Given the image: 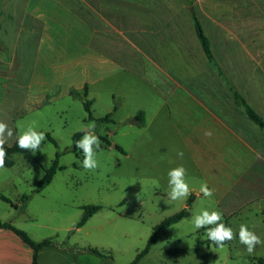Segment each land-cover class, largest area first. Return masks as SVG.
<instances>
[{"label": "crops", "instance_id": "0c3cea01", "mask_svg": "<svg viewBox=\"0 0 264 264\" xmlns=\"http://www.w3.org/2000/svg\"><path fill=\"white\" fill-rule=\"evenodd\" d=\"M0 52L9 59L0 74L12 67L67 79L85 73L89 83L83 78L76 89L86 86L87 96L89 88L91 104L122 100L106 113L110 121L125 103L133 107L130 123L141 113L139 148L154 142L156 155L152 165L141 163L153 172L156 195L167 196L166 172L178 164L193 189L188 216L173 225L201 206L206 180L213 197L205 206L233 228L228 244L238 241L240 223L264 240V127L232 95L264 122V0H0ZM9 232L0 229V251L4 239L17 244Z\"/></svg>", "mask_w": 264, "mask_h": 264}, {"label": "rangeland", "instance_id": "374dc122", "mask_svg": "<svg viewBox=\"0 0 264 264\" xmlns=\"http://www.w3.org/2000/svg\"><path fill=\"white\" fill-rule=\"evenodd\" d=\"M0 57L2 65L9 62L3 52ZM28 70L31 68L16 71L12 67L10 75L0 74V120L17 127L35 122L37 130L45 131L46 140L41 142L39 150H31L33 159L14 154L13 166L0 167V196L17 205L14 209L0 199V220L24 231L34 241L53 242L38 253L37 264L131 263L144 248L154 226L179 211L184 203L156 195L153 172L141 163L152 165L153 160L155 163L154 142L139 148V127L135 122L130 123L133 107L127 103L111 114L113 122L89 120L82 104L83 89H76L83 78L89 83L85 73L67 79L45 74V68L35 74ZM72 89L77 90L79 97L69 94ZM85 99L91 100L89 88ZM105 100L91 104L92 117L101 118L122 102L117 96ZM91 123L95 124L98 136L111 142L108 146L100 139L102 151L97 154L95 170L82 168L80 150L70 151L73 134ZM142 134L145 137L148 132ZM48 136L55 145L48 141ZM149 140L143 138V143ZM13 142L11 139L6 144ZM113 144L124 153L114 149ZM56 152L63 169L57 170L51 182L35 193L37 182ZM23 196H28V200L20 206ZM88 205H99L101 210L76 228L82 208ZM9 234L17 244L4 239L0 264H29L31 251ZM89 248L102 256L83 251ZM243 249L235 240L214 249L206 242L203 231H191L189 220H185L170 226L136 264H198L204 252L216 254L215 261L209 264H260L258 260L264 264L263 244L252 255Z\"/></svg>", "mask_w": 264, "mask_h": 264}, {"label": "clouds", "instance_id": "9594fccd", "mask_svg": "<svg viewBox=\"0 0 264 264\" xmlns=\"http://www.w3.org/2000/svg\"><path fill=\"white\" fill-rule=\"evenodd\" d=\"M80 131L83 135L74 142V146L82 153L81 166L83 169L95 170L98 167L97 154L102 151V141L95 133L94 123L82 127ZM204 134L211 136L210 131H206ZM11 139H14L16 147L36 152L40 149L41 142L46 140V134L43 130H37L35 122L26 127H17L0 120V167H3L6 154L5 144ZM183 155V151H177L178 157H183ZM166 177V193L169 201L186 200L192 194L193 189L187 177V169L183 164L169 168L166 172ZM156 183L159 182L156 181ZM198 193L201 206L197 209H189L190 230L203 229V235L208 242L217 248H223L225 241L233 239V228L225 224L222 211L205 206L206 199L213 197V189L208 186L206 180H202L199 183ZM253 228L254 226L240 223L236 231V238L244 246L243 250L248 255L254 254L257 247L264 244V240Z\"/></svg>", "mask_w": 264, "mask_h": 264}, {"label": "trees", "instance_id": "16d2710c", "mask_svg": "<svg viewBox=\"0 0 264 264\" xmlns=\"http://www.w3.org/2000/svg\"><path fill=\"white\" fill-rule=\"evenodd\" d=\"M191 13H192V19H193L197 39L199 40V43L202 47V50H203L206 58L208 59V61L212 65H214L213 57H212L211 52L209 50L207 39L204 36L202 29H201L198 21L196 20L192 10H191ZM219 74H220V72H219ZM69 94L73 97H76V96L79 97V93L73 89L70 91ZM232 95H233L235 102L244 109L247 118L250 121H252L254 124H256L257 126L263 128L264 122L245 103L243 98L237 92H232ZM85 97H86V86H84V88H83V95H82V102L83 103L82 104H83L85 112L87 113V118L89 120H94L96 122H109L110 121L109 120L110 114H107L101 118L92 117L91 111H90L91 101L86 100ZM114 109H115V107H114ZM133 122H135L139 126H142L144 124L142 114L139 113L135 117H133ZM82 135H83V133L81 131H78V132L73 134V136H72V148L70 150L71 152H73V153L79 152V150L75 148L74 142L77 139H79ZM99 137L106 145H108V146L111 145V142L106 137H103V136H99ZM47 139L49 142H51L55 145V142L51 137L48 136ZM5 148H6V154L4 157L3 167L9 168V167L13 166V164H14L13 155L14 154H21L24 159H33V155L31 153V150H25V149H20V148L16 147L15 141L12 144H5ZM113 148L120 151L121 153H124L122 148L116 144H113ZM58 157H59V154H58V152H56L54 160L51 162L50 166L44 171L42 178L37 182L36 188L34 190L35 193H38L41 190H43L45 188V186H47L51 182V180H52V178L55 175L57 170L63 169V167H60L58 164ZM0 199L6 203H9L12 208H14V209L17 208V205L13 204L6 197L0 196ZM27 200H28V196H23L20 206H24V204L27 202ZM189 203H190V197L187 199V202H186V205L184 208L173 213L170 216L163 218L157 225L154 226L152 234L147 239L144 248L142 250H140V252H138L135 255L134 259L129 264H136L143 256H145L148 253L149 249L157 243L159 238L166 232V230L171 225L179 222L181 219L188 216V214H189V212H188ZM100 210H101V206H99V205H88V206L83 207L82 213L80 215V219L76 223V228H80L81 226H83L86 223V221L88 220V218H90L96 212H98ZM0 229L10 231L14 236H16L23 244H25L30 249L31 260H30L29 264H37V258H38L39 251L43 248H46V247L53 245V242L50 239H43L40 241H34L24 231L14 227L11 223L6 222V221L0 220ZM200 231H203V229H200ZM206 242L208 244L212 245L210 242L207 241V239H206ZM226 244H228V241L224 242V245H226ZM58 247L62 248V246H58ZM212 247L214 249L217 248L214 245H212ZM83 251L95 254L97 256H102V254L99 251H97L96 249L89 248V249H83ZM215 259H216V254L204 252L202 254L201 260L198 264H209V263H212L213 261H215ZM258 261L260 264L263 263L262 260H258Z\"/></svg>", "mask_w": 264, "mask_h": 264}, {"label": "water", "instance_id": "95a60500", "mask_svg": "<svg viewBox=\"0 0 264 264\" xmlns=\"http://www.w3.org/2000/svg\"><path fill=\"white\" fill-rule=\"evenodd\" d=\"M112 147H113V145H112Z\"/></svg>", "mask_w": 264, "mask_h": 264}]
</instances>
